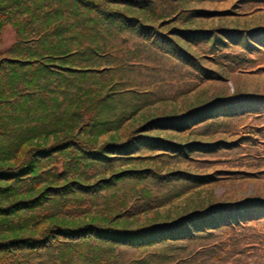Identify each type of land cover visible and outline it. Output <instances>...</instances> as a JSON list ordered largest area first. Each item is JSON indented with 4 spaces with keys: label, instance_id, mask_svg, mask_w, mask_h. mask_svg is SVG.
Instances as JSON below:
<instances>
[{
    "label": "trees",
    "instance_id": "obj_1",
    "mask_svg": "<svg viewBox=\"0 0 264 264\" xmlns=\"http://www.w3.org/2000/svg\"><path fill=\"white\" fill-rule=\"evenodd\" d=\"M251 1L230 0L232 10L194 9L168 23L174 15L158 17L151 0H0V264H217L211 258L219 249L264 263V221L256 222L264 220V196L177 201L222 180L214 161L231 138L213 118L254 106L205 98L171 117L140 121L155 105L209 93L203 84L214 72L201 60L221 44L243 52L259 46L253 33L264 26V12L242 10ZM247 19L261 23L196 27ZM13 25L17 39L3 49L2 33ZM139 52L162 74L173 67L191 88L162 101L144 95L148 88L138 85L151 74L142 80L132 74L140 69ZM233 69L264 76V68ZM151 81L154 95L164 90V80ZM153 131L174 138L145 135ZM174 164L186 167H173L164 177L169 194L158 193L155 169ZM229 176L264 180L247 172ZM228 258L219 264H239Z\"/></svg>",
    "mask_w": 264,
    "mask_h": 264
},
{
    "label": "rangeland",
    "instance_id": "obj_2",
    "mask_svg": "<svg viewBox=\"0 0 264 264\" xmlns=\"http://www.w3.org/2000/svg\"><path fill=\"white\" fill-rule=\"evenodd\" d=\"M152 1V9H155L157 11L158 17H164L166 15H174L172 20L168 23H172L174 20L179 19L180 21H183L186 19L187 16H192V11L194 9H212V10H232L234 7L230 5V0H151ZM230 5V7H229ZM219 8V9H218ZM256 9H263L264 12V0H252L249 3H245L244 7L242 10H249L247 12H253ZM186 15V16H185ZM264 15V14H263ZM254 16V15H251ZM250 17V16H248ZM175 18V19H174ZM248 20L250 22L248 23ZM165 22H162L161 24H164ZM258 23H261V21L257 20H251L247 19L244 20L243 22H239V20L233 21V20H221V21H207L204 22L202 21L200 24L196 25V27H202V28H216V27H238V28H243L247 24L248 25H257ZM262 23L264 24V18L262 20ZM156 25V24H154ZM169 25V24H166ZM181 27L179 24H175L174 27ZM192 26V25H190ZM170 27V26H168ZM171 29V28H170ZM177 29V28H176ZM18 28L13 25L12 27L6 28L1 36V41H2V48L3 49H8L17 39V32ZM139 38L141 40H144L148 43L150 41V36L147 37H142L139 35ZM216 39V37H214ZM155 43L161 47L163 44L162 41L156 40ZM117 45H119L120 48L123 47V43L120 41L116 42ZM200 46H207L205 44H197L195 47L198 49ZM230 56L236 55L238 52L234 49V47L230 48ZM158 50V49H157ZM128 48L123 49L122 56L123 58H127L126 54L124 52H127ZM214 56H211L210 58H207L206 60H201V65H204L214 72V79L211 81L205 82L203 85H205V90L210 91L209 93L204 94H199L196 96H188L187 98H182L176 103H171L169 102H164L159 105H155L152 108H149L145 111L144 117H141V120L144 119H152L159 118V117H171L175 114H179L181 111L189 110L192 108H195L199 105L196 106H189L190 104H194L199 102L200 100L208 101H213L217 98L223 99L221 101H226L231 97L232 95L239 94L237 93L239 89L242 92H252V93H260L264 95V76L259 75V76H249L248 74L245 73H234L229 66H223L220 58H218V54L214 51L212 52ZM225 52L222 51L220 54H224ZM161 56V55H160ZM146 54L143 52H139V68L140 69H134L132 70L133 75H138L140 74L139 80H142L146 74H151L150 79L148 83H140L138 85V88L142 87H147L148 90H145L143 93L144 95H147L148 93H152L153 97L157 96L160 101L164 99H169L171 95H177L178 93L175 92L178 90L184 91L187 89H190V85H188V79H184L183 76L180 75V73L175 74L173 72V67H167V72L162 74L157 71V69L153 68L150 66L146 61ZM162 57V56H161ZM164 58V57H163ZM255 59L256 64H262L264 63V52H260L256 55L253 56ZM169 60V59H167ZM170 61V60H169ZM253 65V66H254ZM250 65H248L249 67ZM190 67V66H189ZM132 68V67H130ZM128 68V69H130ZM187 68V66H186ZM131 70V69H130ZM188 71V69H187ZM126 79H129V74L126 73ZM248 75V76H247ZM152 78H157L164 80V90L162 92H159V94L154 95L155 92H157L156 84L151 81ZM196 88V87H195ZM194 89V88H193ZM195 91L197 89H194ZM243 90V91H242ZM194 91V92H195ZM237 91V92H236ZM197 94V93H196ZM114 118V115H110L108 120L111 122L112 119ZM247 119V118H246ZM244 119L242 118H235L233 120H230L227 127L231 130L234 131L229 133V138L234 139L236 138L241 132L244 130H241L244 123ZM139 121L135 122L134 125H137ZM264 123V122H263ZM254 125L253 122L248 121V125ZM262 127L259 126L257 131L261 134L262 140L264 139V132L262 131ZM145 135H150L153 137L157 136H164V137H172L174 136L169 133H164L160 131H153V132H148ZM211 140H215L216 138H219L218 136L214 135ZM239 143L242 144V146H237L233 149L230 150H220L218 153H216L217 157L214 162L217 163L218 171L225 173V174H236V173H249L252 178H261L264 176V144L263 147L261 146L260 143L254 142V141H249L247 140L248 138L246 137H241ZM190 139V138H189ZM197 140H203V141H208V138H197ZM262 143V142H261ZM149 165H153L151 162H149ZM173 167L176 168H184L186 167L183 164H174L172 167H158L155 169L154 166H152V170L155 169L156 171V181L158 182L157 184L153 185V189H155L158 193L162 194H169V188H170V182L165 183V181H168L170 178L165 177V175L169 174L170 171H173ZM154 171V172H155ZM244 179V178H242ZM240 179V180H242ZM239 179H230L226 181L225 179L219 180L216 185H211V187H207L198 191H195L190 195H186L185 197L177 200L181 201L182 199L189 197L188 199H194L200 198L204 199L202 202H206L205 200L208 198L209 195H211L212 199H214L215 203L222 202V201H231V202H237V201H244L245 199H252L256 198L258 196L263 197L264 196V180H255V181H246L243 180L240 182ZM145 188H149L148 184L144 185ZM199 189V188H198ZM191 196V197H190ZM178 197V196H176ZM176 197H172L169 199H173ZM184 203V201L182 202ZM180 203H174L172 206H177ZM137 204L131 206V208H136ZM184 212V211H182ZM241 243V240H240ZM243 243V241H242ZM227 248V247H224ZM232 250H234L233 247H229ZM225 249H219L218 252L215 254L216 258H211L215 259L216 263L219 264L221 262L222 257H229L228 259L233 262L239 264H252L253 261L252 259L249 258H235L234 256H231V253H224ZM248 250V249H247ZM137 252H140V250H137ZM221 259V260H220ZM224 259V258H223ZM218 260H220L218 262ZM264 264V263H263Z\"/></svg>",
    "mask_w": 264,
    "mask_h": 264
}]
</instances>
